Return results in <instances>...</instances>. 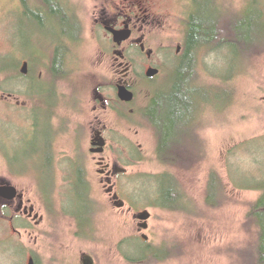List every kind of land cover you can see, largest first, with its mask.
<instances>
[{
  "label": "rangeland",
  "instance_id": "1",
  "mask_svg": "<svg viewBox=\"0 0 264 264\" xmlns=\"http://www.w3.org/2000/svg\"><path fill=\"white\" fill-rule=\"evenodd\" d=\"M67 1L84 29L74 44V41L68 42L72 49L71 75L59 79V193H64L68 177L65 168L69 169V164L80 156V160L87 163L95 200L104 210L96 223L98 240L78 239L77 226L63 214L61 200L55 212H49L32 169V178L19 179L16 184L31 192L41 209H46L48 220L34 237L17 238L1 226L0 264H31L32 258L37 259L38 264H83L86 254L98 258L101 264H138L126 260L120 253V246L126 240L127 252L133 255L135 262L156 250L165 253L166 259L161 264H251L253 249L250 246L255 236L247 232L245 226L250 205L262 196L261 192L249 189L264 185V53L245 60L229 48L205 52L197 81L198 87L205 88V104L195 130L199 150L205 149V159L182 169L173 168L161 161L156 130L142 113L147 112L160 90L171 93L176 89L177 72L159 61L163 73L152 88L155 94L152 96V90L147 88L150 84L142 83L139 100L127 106L130 111L139 110L140 116L132 117L129 123L112 112L103 116L97 114L95 92L102 89L113 100L118 98L116 87L123 76L115 69L116 52L103 41L105 34L96 26V12L89 1ZM155 1L160 5L165 3V13L171 14L169 19L176 23V39L184 38L186 23L192 18L190 5L184 3L181 7L179 0ZM252 1L220 0V3L239 13L247 11ZM43 15L52 28L49 36L44 34L46 26L37 21L34 14L27 16L16 0H0V55L12 54L16 61L40 55L37 41L46 43L45 38L48 41L57 38L56 23L48 14ZM156 33L163 36L162 32ZM61 45L59 39V48ZM157 51L162 56L171 52L166 47H157ZM50 70H45V77L40 79L45 84L41 86L55 89L56 79ZM17 83V90H21L24 83ZM55 104L56 100L54 107ZM100 115L112 133L108 157L113 167L128 170L117 180L124 200L135 202L138 212L153 214L151 231L146 232L151 237L150 243L142 240L137 213L131 215L130 208L125 212L117 210L109 189L102 184L100 167L91 154L93 130L99 125ZM133 150L138 159L133 157ZM215 170L222 174L228 188L229 200L221 209H212L208 204V186ZM173 172L191 202L186 206L188 212L167 210L161 199L163 191H167L162 188L159 177ZM152 247L155 250L152 251Z\"/></svg>",
  "mask_w": 264,
  "mask_h": 264
},
{
  "label": "flooded vegetation",
  "instance_id": "2",
  "mask_svg": "<svg viewBox=\"0 0 264 264\" xmlns=\"http://www.w3.org/2000/svg\"><path fill=\"white\" fill-rule=\"evenodd\" d=\"M16 1L27 16L32 17L34 14L37 21L41 22L44 27L46 26L44 30L46 36L52 34V28L48 26L47 19L43 15L44 13L48 14L51 20L56 23L57 38L55 41H48L45 38L46 43L37 41L36 48L41 54L32 55L30 59L16 61L13 60L15 56L12 54L7 56L0 55V227L7 228L14 237L19 238L22 236L24 238L26 235L34 237L35 234L39 233L38 229L45 226L48 220L46 209H41L39 203L32 197L28 189L16 184L19 179L32 178V169H34L36 172L34 176L36 177L39 191L49 208V212L54 213L61 200L63 214L67 219L69 218L75 222L77 226L78 239L88 242L97 241L98 225L96 226V223L99 215L104 210L101 209L102 205H99L95 200L94 184L86 169L87 163L82 162L80 156L78 160L71 162H75L73 166L70 163L69 169L65 168L68 170L67 172L64 170L68 173V177L64 193L61 195L59 193V122L57 123L59 108L61 107L58 104L60 95L59 79L71 75L69 56L72 49L69 48L71 46L68 42L72 43L74 41L72 43L74 44L76 39L67 37L62 40V48H66V50L64 51L63 65L59 67V0H55L57 5L56 14H53L52 7L47 0ZM88 1L96 12L98 30L105 34L103 41H107L109 46L113 47L116 52L115 69L120 76H123L122 79L120 77L116 87L119 90L118 98L113 100L102 89H98L95 92L97 104L95 112L97 114L101 113L102 116L112 112L120 120L129 123L132 117L138 118L140 116L139 110L130 111L127 106H132L139 100L138 90L142 83L143 85L150 84L151 87L149 88L148 86L147 88L152 90V96L155 94L156 90L152 88L155 87L158 77L163 73L159 61L162 60V62L170 65L177 72L176 75L185 67L191 52L190 22L192 18L186 23V28L189 31L186 29L187 33L184 38L179 36L180 40H177L176 23L169 19L171 14L165 13L164 2L160 5L155 0ZM179 1L181 7L184 3L187 6L190 5L189 10L192 17L198 11L196 0ZM60 2L71 8L67 0H60ZM125 31L131 34L132 37L123 44L117 43L115 32ZM156 32H162L163 36ZM171 44L173 45L171 46ZM49 47L52 48L49 49ZM157 47H166L171 52L166 56H162L157 51ZM201 62L202 57L197 63V73H200ZM4 63L8 65L4 66ZM47 64L51 68L50 73L56 79L55 89L51 86L50 89L41 86V84L45 83L40 79L45 77V70L50 69ZM152 70H158L160 74L152 78L149 76ZM17 82L24 83L21 90H17ZM122 87H127L135 93L136 100L133 103H127L121 99L120 89ZM197 88L198 90L205 89L201 86ZM55 100L57 102L55 104L56 107L53 106ZM142 114L145 116L144 113ZM102 116L100 115L97 118L99 125L93 130L94 140L91 149V154H93L100 167L102 184L109 189L108 194L117 210L125 212L130 208L131 215L137 213L135 217L140 227L142 240L145 243H150L151 237L149 236L150 240H147L145 236H148L146 232L151 231V225L148 231H143V226L146 223L139 219V216L144 212H138L135 202L131 204L123 198L121 186L117 180L120 176L126 175L128 170L120 169L117 166L113 167L110 157H108L111 149L112 133L105 118ZM201 118L202 114L198 119L201 121ZM147 120L149 121V119ZM181 138L184 140L190 139L188 130L182 134ZM105 142H107L105 153H98L102 150V147L95 144ZM179 161L172 159L170 165L173 168L182 169V166L178 164ZM184 162L187 164L185 166L190 164V162ZM79 165L86 170L84 177L88 182L79 183L76 181L80 177V169L76 171V168H80ZM171 175L180 189L184 191L183 185L179 178L175 176V173L173 172ZM79 187L93 190L91 193L92 198L91 200H84L83 204L79 205L80 208H75L72 206L69 197L74 195ZM61 196L62 198L59 199ZM73 202L78 203L79 201ZM124 203L126 206L123 207ZM44 212L45 214H43ZM127 241L122 242L120 253L124 254L126 260L130 262L144 264L135 262L130 257L127 252ZM88 256L93 257L96 264H101L98 258L89 254L84 256L83 264H86L85 259ZM35 260L38 264L37 259Z\"/></svg>",
  "mask_w": 264,
  "mask_h": 264
},
{
  "label": "trees",
  "instance_id": "3",
  "mask_svg": "<svg viewBox=\"0 0 264 264\" xmlns=\"http://www.w3.org/2000/svg\"><path fill=\"white\" fill-rule=\"evenodd\" d=\"M52 7L53 14L57 13L55 0H47ZM198 11L193 14L190 22L191 52L185 67L179 72L176 89L171 93L159 91L152 104L145 113L147 119L154 126L159 138V155L165 164H171L172 159L185 166L184 161L196 163L205 159L204 151L198 148L195 135L196 125L199 122V112L204 107V90H198L197 63L205 52L220 51L225 48L234 50L238 58L257 57L264 53V3L262 0L250 2L247 11L233 12L220 3V0H196ZM54 19V18H52ZM53 21V20H52ZM189 31V29H187ZM83 31V25L75 11L59 0V34L61 40L67 37L78 40ZM79 34V36H75ZM64 47V46H63ZM66 48H59V67L63 65ZM60 72V71H59ZM67 77V76H64ZM190 135L189 140L181 138L182 134ZM207 151V150H206ZM201 152V153H200ZM203 153V154H202ZM133 157L138 155L133 150ZM190 165V164H189ZM79 183L88 182L85 169L79 165ZM163 191L161 199L165 202V209L170 211L188 212L187 204H191L186 193L176 184L173 176L168 173L159 177ZM75 194L70 196L72 206L80 208L84 200H91L93 190L79 187ZM246 190V189H243ZM262 193L260 199L250 205L245 229L255 236L251 243L253 249L251 264H264V185L251 188ZM79 201L73 202V201ZM229 200L228 188L222 174L214 171L208 186V204L212 209H221ZM136 204V203H135ZM137 206V205H136ZM138 208V207H137ZM155 250L152 247V251ZM173 253V251H172ZM132 258L133 255L129 253ZM165 253L156 250L146 254L137 261L144 264H161L165 261ZM170 257V256H168ZM169 259V258H168Z\"/></svg>",
  "mask_w": 264,
  "mask_h": 264
},
{
  "label": "water",
  "instance_id": "4",
  "mask_svg": "<svg viewBox=\"0 0 264 264\" xmlns=\"http://www.w3.org/2000/svg\"><path fill=\"white\" fill-rule=\"evenodd\" d=\"M116 35V41L119 44H123L124 42L128 41L132 36L131 34H128V32H115ZM27 72V71H26ZM160 74V71L158 70H152L151 73L149 74L150 77L155 78ZM120 97L124 102L127 103H133L136 100V95L133 93L131 90H129L127 87H122L120 89ZM96 146L102 147V150L99 151L98 153H105L106 147H107V142L102 143V144H95ZM126 206L125 203L123 204V207ZM153 217V214L150 211H146L142 213L139 216L140 221L145 222L146 224L143 226V231H148L150 229V221ZM147 240H150L149 236H145ZM86 264H96V261L93 257L88 256L85 259ZM31 264H37L36 260L33 259L31 261Z\"/></svg>",
  "mask_w": 264,
  "mask_h": 264
}]
</instances>
